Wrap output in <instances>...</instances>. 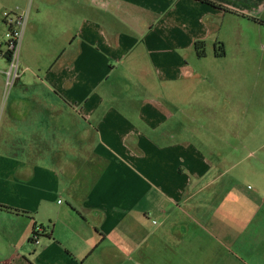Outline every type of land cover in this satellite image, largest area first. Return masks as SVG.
<instances>
[{"label":"crops","instance_id":"obj_1","mask_svg":"<svg viewBox=\"0 0 264 264\" xmlns=\"http://www.w3.org/2000/svg\"><path fill=\"white\" fill-rule=\"evenodd\" d=\"M0 4L28 8L24 46L44 27L53 49L33 90L39 99L3 94L0 103L5 120L31 122L16 130L30 142L28 167L0 183V264H264V185H214L224 172L175 117L180 103L166 98L195 92L198 59L241 62L245 23L233 24L230 39L223 26L229 16L262 21L264 0ZM263 91L248 127L221 120L239 139L236 164L255 158V180L264 168Z\"/></svg>","mask_w":264,"mask_h":264},{"label":"rangeland","instance_id":"obj_2","mask_svg":"<svg viewBox=\"0 0 264 264\" xmlns=\"http://www.w3.org/2000/svg\"><path fill=\"white\" fill-rule=\"evenodd\" d=\"M6 4H0V39L3 38L6 30L2 21L3 12L15 10L17 7L16 5L9 7ZM227 23L223 26L222 33L228 39L235 34L234 23H245L238 30L243 40L242 61L229 63L231 61L229 58L230 60L220 62L221 65L209 58L198 59L196 65L201 75L196 78L195 92L190 96H185L179 91H175L177 93L174 94L170 92L166 94V98L173 97L180 103L179 110L175 111V117L181 124H191L187 128L191 130L194 143L208 160L219 165V172H224L221 181L214 185H264V168H261V176L255 180L252 174L255 158H247L242 164H236L237 159L231 155V151L239 146V139L226 135L221 127V120L235 119L237 123L240 121L241 129L246 128L260 108L259 97L264 90V19L256 23L239 22L237 18L229 16ZM27 24L28 16L19 49V67L24 69V72L7 92H4V78L0 73V103L3 102V94L5 102L22 103L39 99V94L34 93L33 90H40L39 81L50 65L49 55L53 49L51 41L45 39L44 27L41 38L35 43L24 46ZM5 66L6 63L0 60V69ZM224 68H227L226 71L221 72ZM238 100L246 101L245 103L252 101V105H244L241 110L236 111L234 106ZM225 105L227 111H222L221 108ZM2 110L0 108V111ZM28 112L21 110L23 114ZM25 119L30 120L29 116H25ZM27 124L30 126L31 122L19 126L0 116V183L2 185H12L14 178L17 180V171L28 167L30 142L16 132L17 128L27 129ZM225 151L228 157L221 156Z\"/></svg>","mask_w":264,"mask_h":264},{"label":"built area","instance_id":"obj_3","mask_svg":"<svg viewBox=\"0 0 264 264\" xmlns=\"http://www.w3.org/2000/svg\"><path fill=\"white\" fill-rule=\"evenodd\" d=\"M28 10L16 8L3 12V23L6 30L0 39V60L3 59L6 66L0 69L4 76V92H7L24 72L19 67V49L23 31L26 26ZM37 230H39L37 228ZM32 240L37 242V235L32 234Z\"/></svg>","mask_w":264,"mask_h":264},{"label":"trees","instance_id":"obj_4","mask_svg":"<svg viewBox=\"0 0 264 264\" xmlns=\"http://www.w3.org/2000/svg\"><path fill=\"white\" fill-rule=\"evenodd\" d=\"M199 44H200V42H197V43H196V49H197L198 55H203V53H200V50H199V49H200L201 47H200ZM216 55H217V56H223V55H224V51L221 50V52H216ZM39 231H40V228H39V230H37V228H36V229L34 230L33 233L36 234L37 237H38V235H39Z\"/></svg>","mask_w":264,"mask_h":264}]
</instances>
